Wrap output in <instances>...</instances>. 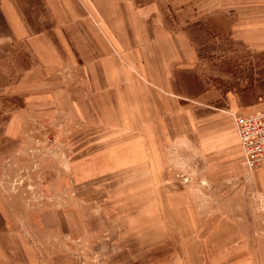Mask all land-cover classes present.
Listing matches in <instances>:
<instances>
[{"label": "rangeland", "instance_id": "rangeland-1", "mask_svg": "<svg viewBox=\"0 0 264 264\" xmlns=\"http://www.w3.org/2000/svg\"><path fill=\"white\" fill-rule=\"evenodd\" d=\"M144 1L189 41L167 87L180 120L146 97L164 104L143 122L150 161L105 175L94 152L140 132L128 131V96L79 97L99 112L22 111L14 139L0 112V203L45 264H264V167L243 168L235 145H204L214 115L264 108V31L233 36L216 12L189 23L188 0Z\"/></svg>", "mask_w": 264, "mask_h": 264}, {"label": "crops", "instance_id": "crops-1", "mask_svg": "<svg viewBox=\"0 0 264 264\" xmlns=\"http://www.w3.org/2000/svg\"><path fill=\"white\" fill-rule=\"evenodd\" d=\"M197 1H205L202 8ZM41 3L42 9L34 10L25 0H0V112H11L2 126L13 130L14 139L22 111L99 112L100 105L93 102L82 108L79 97L128 96V131L141 127L139 134L128 135L125 144L95 151L93 158L105 160L107 155L105 175L148 164L153 149L143 122L148 121L150 108L157 112L164 110V104L152 105L146 97L165 99L173 119L181 117V103L175 99L180 94L167 88L175 65L181 63L182 42L189 46L181 39V28L166 23L157 3L144 0ZM188 3L195 7L188 14L189 23L196 22L198 15L207 20L216 12L225 19L219 29L233 36L264 31V0ZM255 111L256 106L230 111L227 117L214 115V137L204 145L209 150L235 145L241 157L235 118ZM96 119L100 121L99 114ZM241 166L248 170L242 161ZM12 220L0 203V264H45Z\"/></svg>", "mask_w": 264, "mask_h": 264}, {"label": "built area", "instance_id": "built-area-1", "mask_svg": "<svg viewBox=\"0 0 264 264\" xmlns=\"http://www.w3.org/2000/svg\"><path fill=\"white\" fill-rule=\"evenodd\" d=\"M241 161L249 171L264 167V108L235 118Z\"/></svg>", "mask_w": 264, "mask_h": 264}]
</instances>
